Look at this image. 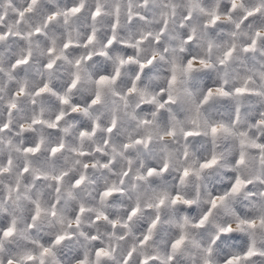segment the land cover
Wrapping results in <instances>:
<instances>
[{"label": "clouds", "instance_id": "obj_1", "mask_svg": "<svg viewBox=\"0 0 264 264\" xmlns=\"http://www.w3.org/2000/svg\"><path fill=\"white\" fill-rule=\"evenodd\" d=\"M229 262L264 264V0H0V264Z\"/></svg>", "mask_w": 264, "mask_h": 264}, {"label": "snow or ice", "instance_id": "obj_2", "mask_svg": "<svg viewBox=\"0 0 264 264\" xmlns=\"http://www.w3.org/2000/svg\"><path fill=\"white\" fill-rule=\"evenodd\" d=\"M101 82H103V78H102V81ZM45 90H46V88L45 89H42L41 91H45ZM209 95H211V93H209ZM212 131H213V133H215L217 131V129L216 128H213ZM210 163H215V159H213ZM208 166H209V164L202 165V167H208ZM185 175H187V170L185 171ZM239 186H240V181H237L236 187H239ZM213 203H215V201H213ZM45 251H47V250H45ZM229 264H231V262H229Z\"/></svg>", "mask_w": 264, "mask_h": 264}]
</instances>
